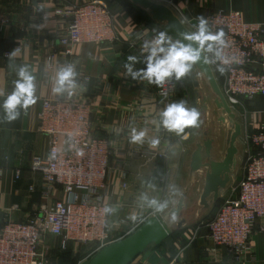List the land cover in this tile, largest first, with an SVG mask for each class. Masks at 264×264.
<instances>
[{
  "label": "crops",
  "instance_id": "obj_1",
  "mask_svg": "<svg viewBox=\"0 0 264 264\" xmlns=\"http://www.w3.org/2000/svg\"><path fill=\"white\" fill-rule=\"evenodd\" d=\"M86 1L89 0H0V227L6 221L25 219L43 202L41 175L30 168L34 157H44L47 152V138L37 130V114L42 98L59 93V74L50 72L43 76V57L51 40H56L67 27V19L56 14L55 9ZM108 1L118 40L112 44L77 45L73 59L77 70L90 76L84 96L93 136L105 139L111 151L113 167L102 195L103 201L112 206L110 223L119 231L135 225L158 205L164 206L161 211L172 201L189 140H181V133L163 125L162 113L169 103L157 94V84L143 75L159 38L154 23L128 0ZM158 1L198 29L201 20L217 9L238 10L243 21L264 22V0ZM162 46L169 47L167 43ZM157 55L162 58L164 54ZM130 56L135 61H130ZM129 64L133 72L140 73L136 78L128 72ZM254 66L261 68L259 62ZM21 68L34 77L35 103L27 108L18 105L19 115L9 119L4 104L16 90ZM177 95L181 94L177 91ZM177 99L176 103H180V97ZM236 113L242 128L255 132L264 122V98L254 95L240 99ZM134 131L144 133L142 140L133 141ZM240 156L231 181L241 175ZM207 218L176 230L160 246H153L145 260L140 255L133 264H264V230L260 229L264 217L255 220L248 249L239 259L230 257L222 246H215L213 251L206 249L212 247L205 225Z\"/></svg>",
  "mask_w": 264,
  "mask_h": 264
},
{
  "label": "built area",
  "instance_id": "obj_2",
  "mask_svg": "<svg viewBox=\"0 0 264 264\" xmlns=\"http://www.w3.org/2000/svg\"><path fill=\"white\" fill-rule=\"evenodd\" d=\"M55 13L67 19V27L51 40L44 54L43 76L71 68L72 86L65 82L57 95L41 99L37 130L47 138V152L44 157H34L30 168L41 175L43 202L25 219L6 221L0 227V264H46L47 238L57 239L62 249L87 246L90 252L79 264L84 263L96 250L130 235L161 209L158 205L135 225L116 231L110 223L112 206L103 201L105 180L113 167L111 151L105 139L93 136L84 96L90 76L77 70L73 49L84 43L118 40L109 1L89 0L57 8ZM177 15L194 34L199 32L190 20ZM203 20L207 33H224L223 45L209 41L206 44L213 43V50L203 48L227 103L236 112L240 99L264 98V22L243 21L240 11L233 9L211 11ZM256 62L261 68L254 66ZM180 79L173 74L157 85L156 92L169 105L180 97L189 110V92L182 90L177 95ZM189 129L180 134L181 140L189 139ZM240 141L241 175L224 190L227 194L220 192L219 205L205 223L212 243L206 249L225 247L235 259L248 249L255 220L264 217V122L255 132L242 128ZM260 229L264 230V224Z\"/></svg>",
  "mask_w": 264,
  "mask_h": 264
},
{
  "label": "water",
  "instance_id": "obj_3",
  "mask_svg": "<svg viewBox=\"0 0 264 264\" xmlns=\"http://www.w3.org/2000/svg\"><path fill=\"white\" fill-rule=\"evenodd\" d=\"M128 1L149 16L159 36L164 34L172 44L179 42L200 51V59L192 64L188 77L202 124L187 145L182 175L172 201L158 213L148 216L130 235L96 250L83 264H131L140 255L145 260L153 246L211 212L220 191L229 186L236 173L242 154V125L220 89L204 48L191 39L195 34L162 1ZM205 92L216 112L214 118L201 107Z\"/></svg>",
  "mask_w": 264,
  "mask_h": 264
},
{
  "label": "clouds",
  "instance_id": "obj_4",
  "mask_svg": "<svg viewBox=\"0 0 264 264\" xmlns=\"http://www.w3.org/2000/svg\"><path fill=\"white\" fill-rule=\"evenodd\" d=\"M206 21L203 19L200 22L199 32L191 37L198 41L203 47L206 42H215L216 44L223 45L224 33L220 32L216 35L207 33L205 27ZM165 43L169 44L168 48L163 47ZM213 43H208L207 50H213ZM158 53H163V57H158ZM219 55V52L216 53ZM130 61H135V57L130 56L128 58ZM200 59V51L193 49L190 45L185 46L179 42L172 44L170 40L166 39L164 34H161L159 38L154 42V46L151 49V55L148 58L147 70L143 72L145 78L149 80L150 83H156L157 85L162 84L164 80L173 74L177 79L184 77L191 69L192 64ZM128 72L136 78L140 73L133 72L131 65H126ZM74 75L71 68L62 70L59 73L58 83L61 88L64 86L65 82L72 86L71 77ZM20 80L16 82V90L14 93L5 101L4 107L8 114L9 119H15L19 113L16 111L18 105L27 108L30 104L35 103L34 99V84L33 79L26 68H21L19 71ZM60 89H57L59 91ZM163 125L169 131H175L177 134L182 133L185 127L197 126V121L199 118L198 111L193 108L188 110L184 106V102L173 103L167 107V109L162 113ZM144 136L143 132L135 133L133 132V141H140ZM153 143H158L154 141ZM151 203H155L152 201ZM161 207H164L163 205Z\"/></svg>",
  "mask_w": 264,
  "mask_h": 264
},
{
  "label": "rangeland",
  "instance_id": "obj_5",
  "mask_svg": "<svg viewBox=\"0 0 264 264\" xmlns=\"http://www.w3.org/2000/svg\"><path fill=\"white\" fill-rule=\"evenodd\" d=\"M178 88H179V91H181V92H182V90L189 92V98L186 99L189 110H191L193 108L196 109L194 94L192 92V86H191L190 79L187 76V74L180 79L179 84H178ZM207 93L206 92L204 93L203 99L201 100L200 104H201V107L203 109H206L208 111V116L210 118H214L216 115V112H215V110L212 109V105H211L210 100H209V95ZM201 124H202V120L199 117L198 121H197V126H190V129H189L190 130V137L188 139L189 143L192 141L195 131L198 129V127ZM210 215H212L211 212L205 217L207 218ZM210 218H207V219L209 220ZM46 243L48 244L46 264H79L81 262V260L83 258H85L87 256V254L90 252V249L87 246H76L74 249H71L70 253H67L65 251V249H62L60 247L59 241L55 238H47ZM138 259H139V257H137L134 260L135 263L138 261Z\"/></svg>",
  "mask_w": 264,
  "mask_h": 264
},
{
  "label": "trees",
  "instance_id": "obj_6",
  "mask_svg": "<svg viewBox=\"0 0 264 264\" xmlns=\"http://www.w3.org/2000/svg\"><path fill=\"white\" fill-rule=\"evenodd\" d=\"M133 7L135 8V10H136L137 12L141 13V14H142V15H143L148 21H150L151 23H153V21L149 18V16H148L143 10H141V9L135 7V6H133ZM187 76H188V73H187ZM177 91L179 92V94L182 93L181 91H179V88H177ZM218 205H219V200L216 202V204L214 205L213 209L211 210V214L215 213V211H216ZM173 234H174V233H173ZM161 243H162V242H161ZM161 243H160V244H161ZM160 244H159V245H160ZM159 245H156L155 247H158ZM71 249H72V247H68L67 249H65V251H66L67 253H70V252H71Z\"/></svg>",
  "mask_w": 264,
  "mask_h": 264
}]
</instances>
